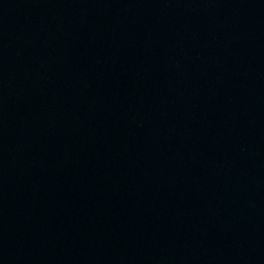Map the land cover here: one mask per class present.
<instances>
[{
	"label": "water",
	"instance_id": "1",
	"mask_svg": "<svg viewBox=\"0 0 264 264\" xmlns=\"http://www.w3.org/2000/svg\"><path fill=\"white\" fill-rule=\"evenodd\" d=\"M0 264H264V0H0Z\"/></svg>",
	"mask_w": 264,
	"mask_h": 264
}]
</instances>
